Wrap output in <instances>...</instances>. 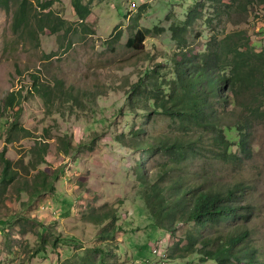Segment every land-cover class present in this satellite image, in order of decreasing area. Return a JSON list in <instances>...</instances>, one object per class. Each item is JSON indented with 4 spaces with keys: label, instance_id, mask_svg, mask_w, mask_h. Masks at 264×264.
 I'll list each match as a JSON object with an SVG mask.
<instances>
[{
    "label": "rangeland",
    "instance_id": "obj_1",
    "mask_svg": "<svg viewBox=\"0 0 264 264\" xmlns=\"http://www.w3.org/2000/svg\"><path fill=\"white\" fill-rule=\"evenodd\" d=\"M52 1L51 8L43 10L32 0L29 26L18 31L12 27L17 0H10L8 8L0 3V152L6 148L19 169L18 180L0 187V264H101V259L105 264H197L196 254L171 259L184 230L174 235L153 224L136 175L140 161L150 176L167 163L193 182L191 177L206 165L209 172L204 174L215 183H245V204L254 212L251 246L264 262V103L256 98L250 108L243 103L228 106L236 112L227 116L232 124L243 115L259 114L248 132L250 156L234 144L238 163L191 156L175 163L164 150H134L131 139L132 132L140 139L143 127V138L169 143L202 133L156 110L147 112V119L141 109L146 94L140 93L134 104L133 87L141 78L149 86L153 78L168 91L174 52L200 55L214 38L220 41L231 32L244 31L262 50L264 1L240 0L231 7L228 0H84L92 7L88 26L80 24L72 0ZM45 13H52L51 21L45 20ZM58 19L66 20L64 30L51 34L46 28L36 34L39 20L47 25ZM185 20L189 27L178 42L170 28ZM145 29L151 31L145 48H129V39ZM31 74L44 85L54 87L59 81L62 89L58 95L54 92L51 103L48 93L43 98L31 90ZM22 86L21 103L5 110L6 96ZM13 121L31 133L19 129L11 136L15 141L8 143ZM232 135L236 140L240 134L234 130ZM40 141L47 152L46 163L38 165ZM67 141L72 147L65 154L60 150ZM50 166L61 168L55 191L28 202L25 181L31 186L33 176ZM106 214L113 219L101 222Z\"/></svg>",
    "mask_w": 264,
    "mask_h": 264
},
{
    "label": "trees",
    "instance_id": "obj_2",
    "mask_svg": "<svg viewBox=\"0 0 264 264\" xmlns=\"http://www.w3.org/2000/svg\"><path fill=\"white\" fill-rule=\"evenodd\" d=\"M9 1L0 0V3L8 8ZM228 1L231 7L241 3L240 0ZM72 2L80 24L88 26L87 20L92 14L91 3H85L84 0H72ZM31 3L32 0H17L12 22L13 30L28 28L30 18L28 8ZM36 3L40 9L48 10L53 1L36 0ZM44 15L45 20L51 21L52 13ZM188 23L189 21L185 20L172 25L170 30L174 40L181 42L184 39L183 35L189 27ZM66 25L67 22L63 19L47 25H42L39 20L35 26V32L39 34L47 28L51 34H55L64 30ZM70 30L71 28H68L67 32ZM150 32L149 29L139 30L129 39L127 46L143 50ZM213 41L215 43L210 42L200 55H193L191 51L174 52L171 58L174 64L173 78L165 84L168 91H165L161 83L153 78H150L149 86L145 85L146 82L144 83V79L141 78L133 87L132 102L134 104L141 94H146L141 109L147 119L149 118L147 112L156 110L179 119L189 128L200 129L202 133L194 135L190 140L182 139L169 143L167 140H152L153 137L143 138L142 136L146 133L143 127L140 139H137L134 132L131 133V139L135 142L134 150H140L144 154L164 150L172 156L175 163L191 156L201 160L210 158L232 164L238 163L241 159L233 151L234 144H238L241 153L250 156L248 132L254 123L253 117L257 118L259 114L246 117L243 115L236 124L227 122L226 119L228 115L236 114L232 109H228V106L232 104L238 108L243 103L250 108L252 101L258 98L259 104L263 105L264 48L257 50L251 37L244 31L231 32L220 41L215 38ZM31 78V90L43 98V95L48 93L50 103L54 92L56 91L58 95L62 89V86L58 85L59 81L56 83L58 86L53 87L52 84L44 85L37 74H31ZM22 88L23 86L6 96L5 110H14L21 103ZM244 97H248L249 101H244ZM223 105L225 107H219ZM17 113L20 114L19 111ZM17 124V121H13L8 128V143L15 141L11 136L19 129L20 132L28 135L31 133L24 127L19 128ZM234 130L239 131L238 141L233 139ZM118 140L122 143L121 137ZM40 144H42L39 149L41 152L36 158L38 165L46 163V145L41 141ZM71 147L69 141L63 142L60 152L66 154ZM35 148H38V144ZM144 159L145 157L143 162ZM141 163L142 161L136 175L142 189V198L154 222L152 223L158 229L168 230L174 235L181 229L184 230V234L174 245V254L171 259H186L196 254L200 256L197 264H264L258 256L257 248L251 246L253 240L251 222L254 212L250 204H245L248 200L245 183L226 186L215 183L210 174H204L209 170L206 165L201 172L191 177L194 179L193 182L187 179L184 173L176 174L167 163L158 165L153 176H150ZM16 165V162L7 157L6 148H4L0 152V187L11 185L18 180L19 169ZM60 174L61 168L50 166L39 170L33 176L31 186H28L25 181L26 187L30 189L28 202L44 194L53 193ZM113 217L106 214L102 216L101 222ZM185 225H191V228L185 230L183 228ZM39 239H41V246L47 245L43 233H40ZM184 242L186 244H183ZM53 245L56 246L55 243ZM40 251L41 249L37 253ZM100 263L105 264L104 259H101Z\"/></svg>",
    "mask_w": 264,
    "mask_h": 264
},
{
    "label": "built area",
    "instance_id": "obj_3",
    "mask_svg": "<svg viewBox=\"0 0 264 264\" xmlns=\"http://www.w3.org/2000/svg\"><path fill=\"white\" fill-rule=\"evenodd\" d=\"M155 251H157V250H155Z\"/></svg>",
    "mask_w": 264,
    "mask_h": 264
}]
</instances>
